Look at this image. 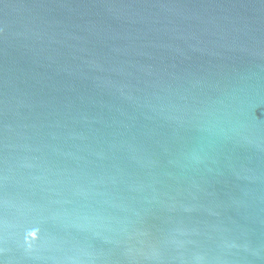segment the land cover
Here are the masks:
<instances>
[{"label":"water","instance_id":"water-1","mask_svg":"<svg viewBox=\"0 0 264 264\" xmlns=\"http://www.w3.org/2000/svg\"><path fill=\"white\" fill-rule=\"evenodd\" d=\"M0 264H264V0H0Z\"/></svg>","mask_w":264,"mask_h":264}]
</instances>
